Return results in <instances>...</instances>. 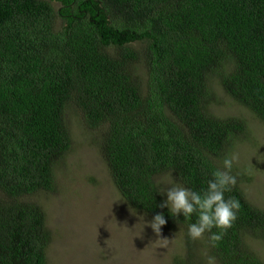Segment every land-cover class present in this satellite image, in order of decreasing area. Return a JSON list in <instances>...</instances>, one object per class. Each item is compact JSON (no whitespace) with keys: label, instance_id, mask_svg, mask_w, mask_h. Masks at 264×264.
I'll use <instances>...</instances> for the list:
<instances>
[{"label":"trees","instance_id":"trees-1","mask_svg":"<svg viewBox=\"0 0 264 264\" xmlns=\"http://www.w3.org/2000/svg\"><path fill=\"white\" fill-rule=\"evenodd\" d=\"M215 84L264 122V0H0V264H48L40 200L71 147L70 108L122 199L183 232L174 264H264L248 243L264 240V210L237 166L225 198L241 207L216 246L188 237L195 213L177 222L159 206L161 177L205 189L249 131L212 112Z\"/></svg>","mask_w":264,"mask_h":264},{"label":"rangeland","instance_id":"rangeland-1","mask_svg":"<svg viewBox=\"0 0 264 264\" xmlns=\"http://www.w3.org/2000/svg\"><path fill=\"white\" fill-rule=\"evenodd\" d=\"M53 5L59 7L58 2ZM213 90V113L238 116L248 124L247 135L233 148L232 155L238 157L233 166L246 173L241 186L248 200L264 210V122L236 103L219 84ZM68 110L71 147L55 166L53 190L41 194L40 200L50 234L47 263L174 264V258L183 254V232L161 228L159 234L155 233L148 223L152 218L122 199L93 140L97 132L88 128L79 114ZM159 181L162 189L180 185L172 175ZM248 243L264 259V240L255 238ZM197 261L209 264L204 255Z\"/></svg>","mask_w":264,"mask_h":264},{"label":"clouds","instance_id":"clouds-1","mask_svg":"<svg viewBox=\"0 0 264 264\" xmlns=\"http://www.w3.org/2000/svg\"><path fill=\"white\" fill-rule=\"evenodd\" d=\"M236 159H238L236 155L225 157L222 169L212 173V178L207 181V187L201 191H194L178 184L158 191L161 196H166L159 206L167 208L169 214L177 218V222L181 215L184 221H190L193 214H196L195 222L188 224L187 235L190 239L197 240L208 232L211 233L212 246H216V242L222 240L237 219L240 201L235 197L225 198V193L231 192L237 182L236 176L231 174ZM148 223L153 231L159 234L167 221L164 213L160 212ZM214 228L217 229L216 232H212ZM209 264H212V258H209Z\"/></svg>","mask_w":264,"mask_h":264}]
</instances>
